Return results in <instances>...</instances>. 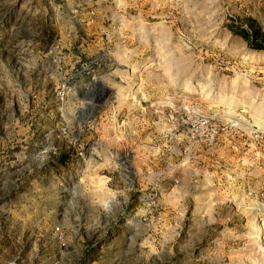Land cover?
Segmentation results:
<instances>
[{
	"label": "rangeland",
	"instance_id": "obj_1",
	"mask_svg": "<svg viewBox=\"0 0 264 264\" xmlns=\"http://www.w3.org/2000/svg\"><path fill=\"white\" fill-rule=\"evenodd\" d=\"M264 0H0V264H264Z\"/></svg>",
	"mask_w": 264,
	"mask_h": 264
},
{
	"label": "trees",
	"instance_id": "obj_2",
	"mask_svg": "<svg viewBox=\"0 0 264 264\" xmlns=\"http://www.w3.org/2000/svg\"><path fill=\"white\" fill-rule=\"evenodd\" d=\"M256 34H259V32L252 31L247 34L245 31L244 35L242 37L244 38L246 45L253 50H264L262 47L259 46L257 40H256Z\"/></svg>",
	"mask_w": 264,
	"mask_h": 264
}]
</instances>
